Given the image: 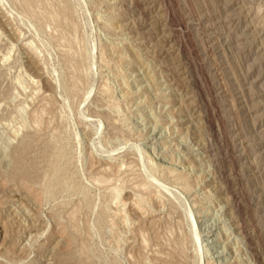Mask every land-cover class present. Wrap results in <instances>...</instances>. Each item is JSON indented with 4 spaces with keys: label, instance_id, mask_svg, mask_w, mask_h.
<instances>
[{
    "label": "rangeland",
    "instance_id": "1",
    "mask_svg": "<svg viewBox=\"0 0 264 264\" xmlns=\"http://www.w3.org/2000/svg\"><path fill=\"white\" fill-rule=\"evenodd\" d=\"M0 264H264V0H0Z\"/></svg>",
    "mask_w": 264,
    "mask_h": 264
}]
</instances>
